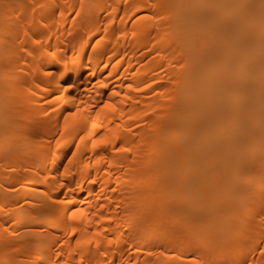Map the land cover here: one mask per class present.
I'll use <instances>...</instances> for the list:
<instances>
[{
    "label": "bare ground",
    "instance_id": "bare-ground-1",
    "mask_svg": "<svg viewBox=\"0 0 264 264\" xmlns=\"http://www.w3.org/2000/svg\"><path fill=\"white\" fill-rule=\"evenodd\" d=\"M0 264H264V0H0Z\"/></svg>",
    "mask_w": 264,
    "mask_h": 264
}]
</instances>
